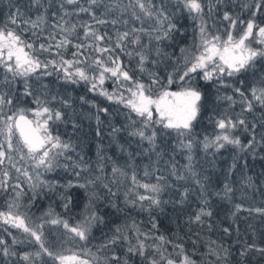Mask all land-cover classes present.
I'll return each mask as SVG.
<instances>
[{
	"label": "trees",
	"instance_id": "16d2710c",
	"mask_svg": "<svg viewBox=\"0 0 264 264\" xmlns=\"http://www.w3.org/2000/svg\"><path fill=\"white\" fill-rule=\"evenodd\" d=\"M152 2L159 6L161 0H152ZM166 2L168 11L174 13L173 20L179 31L173 33L171 40L159 44L162 52L160 56L155 54L156 42L152 41L150 61L158 62L156 64L149 62L145 65L150 71L158 73L165 82L166 77L182 65L181 48H192L194 40H198L196 31L198 22L193 21L187 12L177 11L173 7L174 0H166ZM256 2L258 0H224L214 16L209 18V25L215 24L214 28L210 27V31L223 36L228 22L221 20L222 12L229 11L233 16L246 21L251 18L252 8L245 5L250 6ZM29 3L30 0H0V26L7 20L10 10L15 11L13 5L20 7L28 16L36 17L39 13L35 7L29 10ZM127 3L128 0H104L103 5L94 8L99 18L107 21L126 20L127 25L94 23L93 26L101 34L107 33L108 36L113 37V41L117 31H127L132 27L139 28L140 22L132 18L130 12L121 13V8ZM81 4L88 6L87 0H81ZM117 4L120 5L119 8L116 7ZM51 5L48 8L49 23L58 22V18L54 20L51 13L58 10L59 0H51ZM105 6L114 10L104 15ZM45 7H48L47 2ZM68 7L71 9L72 6ZM84 21L93 22L87 13L72 17L73 23ZM256 21L264 24V6L257 13ZM151 24L152 21L145 18L144 27L147 28ZM241 31L242 26L238 22L233 35H238ZM77 32L83 35L82 29L78 28ZM141 39L144 43H148L147 35L141 34ZM253 47L260 45L254 43ZM127 50L133 52V57L120 54L121 61L129 69L135 70L136 75L147 83V75L140 74L137 69L138 58L134 53L138 47L128 45ZM182 70L180 67V71ZM48 71L53 74L41 76L37 73L29 78L33 97L39 96L42 100L50 101V107L64 114L63 120L50 122L49 127L53 135H59L63 141L71 143L73 150L59 157L57 166L53 170L44 171L41 168L45 182L40 184V187L28 190L20 187L15 190L21 193L17 202L20 205V214L26 217V223L33 228L43 225L41 239L45 247L62 255L77 253L83 259L95 260L96 264H105L106 258L108 264H115V261L111 260L112 254L124 258L127 254V245L124 242L108 247L104 245L114 235L116 228L126 233L135 244V231L132 227L135 222L140 232L147 233L153 238L163 235L172 241L171 244H164L163 249H166L165 255L176 260L177 264L181 257L177 255L179 249L173 247L175 244H182L185 252L191 255L197 264H203L204 255L209 252L210 247L216 249L221 257L224 256L223 250H228L227 260H217L214 256L208 255L207 259L214 264H264V255L258 251H248L244 256L240 254L252 244L264 247V214L255 211L256 208H264V147L257 146L255 153L251 149L241 152L230 145L218 152L215 149L205 151L202 147L205 136L211 137L220 132L215 125L216 120L225 116L235 119L241 112L242 104L239 102L240 96L235 92V88H240L251 99V87L257 86L259 79L264 77V60H257L252 71L234 77H225L222 83L215 80L204 81L199 76L193 81L203 93L201 112L194 122L196 143L192 156L193 171L197 174L195 177L185 171L188 153L179 148L175 132L156 126V147L152 149L146 141L128 135V131L125 130L129 123L127 108L108 101L98 92L90 91V85L84 81L73 84L65 81L62 73L51 68ZM3 72L4 70L0 68V92L9 93L13 100V104L6 106L4 112L9 111V114L19 107L35 109L33 97L23 95V79L17 78L15 84L9 87L3 81ZM179 74V71H175L174 79ZM103 87L112 91L115 86L111 80H106ZM173 88H178V85L174 83L171 86V89ZM224 96H232L237 103L230 105L228 100L221 98ZM52 97L56 99L52 100ZM65 100L68 101L67 105L62 103ZM104 108L108 109L106 113L99 111ZM244 118L249 123V127L252 122L257 124L256 133L259 139V134L264 132V128L260 127L261 122H264V109L256 105L253 112L244 113ZM132 119H137L134 114ZM73 124L76 127H73ZM114 127L122 129L115 136L111 135ZM233 135L240 136L244 143L249 139V133L244 132L243 129H236ZM81 158L88 165V170L81 171L80 175L76 176L75 171L79 169L74 170L72 164L74 161L80 162ZM65 164L68 165L67 168L64 167ZM173 165L176 168V175L172 174ZM114 167L121 171L114 174L112 171ZM145 172L148 175H145ZM133 175L139 184L159 182L164 186L158 197L161 200L159 207L152 206L151 211H148L146 210L148 201L138 202L135 206L128 202L134 200L137 194L152 195L133 184ZM178 176L184 178L178 179ZM248 178H251L250 183ZM196 179L204 185L203 193L200 185L195 182ZM87 180L95 181V185L90 186L89 190L97 192L100 197L94 201V206L96 213L103 217V222L94 223L88 233V239L80 241L62 225H54L49 221L60 218L66 220L70 226L84 221L89 214L86 209L88 201L85 189L78 187V184ZM70 181L73 187L68 188L66 186ZM104 184L111 188V193L103 187ZM225 184H229L232 188L227 198L224 197L223 192ZM185 190H187L186 197L183 195ZM65 194L72 197V203L67 209L62 199ZM13 199L15 192L12 187L6 192L0 191V211L6 212L7 202ZM205 200L208 201L207 204L204 203ZM141 203L144 208L140 206ZM236 205L241 206L239 211L236 210ZM201 208L212 212L211 217H202L204 223L194 220ZM49 212L53 215L48 216ZM153 222L157 225L155 229L152 227ZM13 238L16 240L15 243ZM0 239L5 241L4 245H0V264H29L22 259L26 253L32 255L35 264H60L58 260H53L46 254L36 258L34 254L42 251L39 243L22 229L6 225L2 220H0ZM154 243L158 241L154 239L146 241L149 246ZM5 246L16 254L5 256L2 251ZM152 251L150 247L149 253ZM130 264H147V262L135 256L131 258Z\"/></svg>",
	"mask_w": 264,
	"mask_h": 264
},
{
	"label": "snow or ice",
	"instance_id": "6c2138e0",
	"mask_svg": "<svg viewBox=\"0 0 264 264\" xmlns=\"http://www.w3.org/2000/svg\"><path fill=\"white\" fill-rule=\"evenodd\" d=\"M45 2L48 7H45ZM223 2L224 0H174L173 7L177 11L187 12L193 21L198 22L196 27L198 40H194L192 48H181L182 65L180 67L183 70L180 71V67H178L175 71L180 72L179 76L174 79V71L166 77V82L161 79L158 73L145 67L149 62L152 64L158 62L150 61L149 53L152 51L150 48L152 41L156 42L155 54L160 56L162 52L159 44L171 40L173 33L179 31L173 20L174 13L168 11L166 0H161L159 6L152 0H128V3L121 8V13L130 12L131 17L139 21L141 26L139 28L132 27L123 32L117 31L114 41L113 37L108 36L107 33L101 34L92 23L87 21L72 22L73 16L87 13L97 25L106 23L127 25L128 21L126 20L107 21L97 16L94 8L103 5L104 0H87V7L81 4V0H59L58 10L51 13L54 20L58 18V22L51 24L48 20V8L52 6L51 0H30L29 10L35 7L39 13L35 19L28 16L20 7L13 5L15 11L10 10L7 20L0 26V68L4 70L3 81L12 87L17 78H22L25 97H33L29 78L37 73L41 76L52 75L53 73L48 71L50 68L62 73L63 79L67 82L77 84L84 81L90 85V91L98 92L108 101L127 108L129 123L125 130L128 131V135L146 141L152 149L156 147V126L175 132L179 148L188 153V164L185 166V171L195 177L197 174L193 171L194 158L192 156L196 143L194 122L197 121L201 112L203 93L193 81L199 76L204 81L215 80L222 83L225 77H234L252 71L257 60H264V24L256 21V15L264 6V0H258L250 6L245 5V7L252 8L251 18L246 21L240 20L238 16H233L229 11H223L221 20L228 22V25L222 36L217 32L210 31V27L214 28L215 24L210 26L209 18L214 16L218 6ZM68 6H72L71 9ZM116 7L119 8L120 5L117 4ZM41 9L43 11H40ZM113 10L105 6L104 15ZM145 18L152 21V24L147 28L144 27ZM238 22L242 26V31L238 35H233ZM46 25L50 28L47 35L44 34ZM78 28L83 30L82 36L77 32ZM26 33L29 35L26 36ZM141 34L147 35L148 43L142 41ZM74 39L79 42H74ZM254 43H258L260 47H253ZM128 45L138 47L134 53L138 58L137 69L140 74L147 75V83L136 75L135 70L129 69L121 61L120 54L133 57V52L127 50ZM69 46L75 49L71 52L72 58L70 59L65 57ZM253 74L255 73L253 72ZM106 80H112L115 86L112 91L103 87ZM174 83L178 85V89L173 91L170 89ZM235 92L240 96L241 112L235 119L225 116L215 121L220 132L211 137H204L202 147L205 151L215 149L218 152L230 145L241 152L251 149L255 153L257 146L264 147V132H261L257 139V124L252 122L249 127V123L244 118V113L253 112L256 105L264 109V77L259 79L257 86L251 87V99L240 88H235ZM221 98L228 100L230 105L237 103L232 96ZM55 99L56 97H52V100ZM81 99L83 100V97ZM33 102L36 105L35 109L19 107L12 111V114H8L4 112V108L11 106L13 100L9 93L0 92V137H3V141L0 142V169H3V178H0V191L6 192L9 187H12L15 192V199L7 202L8 210L0 211V220L6 225L22 229L24 233L39 243L42 251H37L34 254L36 258L46 254L53 260H58L60 264H96L95 260L83 259L77 253L62 255L50 251L41 239L43 225H38L35 228L30 227L26 223V217L19 212L20 205L17 201L21 193L15 190L19 189L20 185L19 183L15 185L8 183L9 171L3 168L6 162L27 179L30 188H38L44 182L39 181L40 173L37 172L36 180L39 183H33V176L29 171L17 167L16 156L13 153L18 155L21 161L25 159L32 161V167L35 169L42 168L44 171H51L57 166L59 157L67 151L73 150L71 143L63 141L59 135H53L49 127L50 122L63 120L64 114L60 110L50 107V101L42 100L39 96L33 97ZM62 103L67 105L68 101H62ZM99 111L106 113L108 109H99ZM29 113L33 118H29ZM132 114L137 119H132ZM73 127L76 125L73 124ZM260 127L264 128V122H261ZM236 129H243L244 132L249 133L247 143L242 142L240 136L233 135ZM121 131V128L114 127L111 135L115 136ZM14 139L17 141L15 144L13 143ZM67 159H71V157H67ZM64 167L67 168L68 165L65 164ZM72 167L74 170L79 169L75 171L76 176H79L81 171L88 170V165L83 162V158L80 162L74 161ZM112 171L115 174L121 170L114 167ZM172 174L176 175L175 165H173ZM145 175L148 173L145 172ZM177 178L183 179L184 177L178 176ZM132 181L134 185L143 188L152 195L137 194L134 200L128 201L129 203L135 206L138 202L148 201L146 208L148 211H151L152 206H160L161 200L158 197L164 190L163 185L159 182L139 184L135 175L132 176ZM195 182L200 185L203 193L204 185L199 179H196ZM248 182H251V178H248ZM94 185L95 181L93 180L78 184V187L85 189L88 201L86 209L89 214L84 221L74 226H70L66 220L60 218H53L49 222L54 225H62L75 238L86 241L92 225L96 222H103V217L96 213L94 206V201L100 197L97 192L89 190L90 186ZM66 187H73L72 182L70 181ZM103 187L111 193V188L107 184H104ZM223 192L224 197L227 198L232 192L231 186L225 184ZM112 194L115 195V193ZM183 195L187 196V190ZM216 195H220V193H216ZM62 199L65 201L64 207L67 209L72 203V197L65 194ZM204 203L207 204L208 201L205 200ZM140 206L145 207L142 203ZM240 207V205H236V210L239 211ZM255 211L264 214V208H256ZM47 215L52 216L53 213L49 212ZM204 216L211 217L212 212L201 208L194 217L195 222L204 223L202 220ZM132 227L135 231V244L126 233L122 232L120 228H116L114 235L104 245V247H108L109 245H118L120 242L127 245V254L124 258L115 253L112 254L111 260L115 261V264H130L131 258L135 256L146 260L147 264H177L176 260L165 255L166 249H163L164 244H171L172 241L163 235L153 238L147 233L140 232L135 222ZM152 227L154 229L157 227L155 222L152 223ZM148 239H154L158 243L149 246L146 244ZM13 241L16 242L15 238ZM4 244L5 241L0 239V245ZM150 247L153 249L151 253H149ZM173 247L179 249L177 252V255L181 257L179 264H197V261L185 252L182 244H175ZM251 250L264 255V247H257L255 244L249 245L240 254L241 256L247 255V252ZM2 251L5 256L16 254L10 251L7 246ZM223 251L224 256L221 257L216 249L210 247L209 252L204 255L203 264H214L207 259L208 255L214 256L217 260H227L228 250L224 249ZM22 259L28 261L29 264H35L31 254H24ZM105 264H108L107 258Z\"/></svg>",
	"mask_w": 264,
	"mask_h": 264
},
{
	"label": "rangeland",
	"instance_id": "374dc122",
	"mask_svg": "<svg viewBox=\"0 0 264 264\" xmlns=\"http://www.w3.org/2000/svg\"><path fill=\"white\" fill-rule=\"evenodd\" d=\"M31 17V16H30ZM32 19H35L36 17H31ZM56 21H54V22H50V24L51 23H55ZM89 23H92V24H94V21L93 22H89ZM45 28H46V31H45V35H47V32L50 30V28L46 25L45 26ZM75 42V41H74ZM76 42H78V41H76ZM72 51H75V49L74 48H72L71 46H69V48H68V52L65 54V57L66 58H72L71 57V52ZM86 54H88V53H86ZM92 55H95V53H92ZM109 81V80H108ZM112 81V80H111ZM178 88H173V89H170V90H177ZM9 111H7V113H8ZM9 114H12V113H9ZM29 118L31 119V118H33V116H32V114L31 113H29ZM3 141V137H0V142H2ZM13 143L15 144V143H17V141L14 139L13 140ZM13 155H15L16 156V161H17V167H22V168H24V169H27L28 171H29V173L33 176V183H39V181H43V182H45V176H44V174H43V172L41 171V169H35V168H33L32 167V164H33V162L32 161H30V160H27V159H25V160H23V161H21V160H19V156L18 155H16L15 153H13ZM3 168L4 169H7L8 171H9V175H10V179H9V181H8V183L10 184V185H15V184H17V183H19V185H20V187L23 189V190H28V189H31L30 187H29V182L27 181V179L22 175V174H20V173H17L16 172V170L14 169V168H11L8 164H7V162H6V164L3 166ZM2 171H3V169H0V178H3L2 177ZM37 172H39L40 173V176H39V181H37L36 180V175H37ZM41 186V185H40ZM39 186V187H40ZM10 188V187H9ZM35 189H37V188H35Z\"/></svg>",
	"mask_w": 264,
	"mask_h": 264
}]
</instances>
